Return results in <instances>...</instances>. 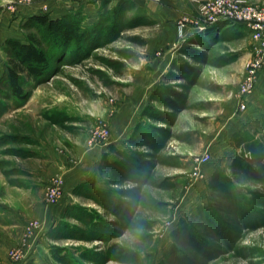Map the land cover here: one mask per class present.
Segmentation results:
<instances>
[{
    "label": "rangeland",
    "instance_id": "374dc122",
    "mask_svg": "<svg viewBox=\"0 0 264 264\" xmlns=\"http://www.w3.org/2000/svg\"><path fill=\"white\" fill-rule=\"evenodd\" d=\"M57 4L69 6L66 14L80 13L82 27L92 32L78 47L50 50L45 74L24 87L25 102L9 91L8 55L0 45V213L25 219L18 234L0 228L7 237L0 240V264H26L34 252L29 264H264V98L258 105L252 97L256 81L241 110L238 94L251 56L242 73L220 61L242 43L215 44L209 37L204 47L187 42L180 19L196 12L177 20L175 37L136 0H0V12L27 9L48 16ZM25 32L23 24L22 37ZM254 43L250 37L251 55ZM159 44L176 47L177 58L138 112L140 81L150 74L145 56H153ZM259 89L264 91V80ZM125 107L140 118L137 132L112 156L121 160L120 170L101 163L100 178L74 192L43 236L46 225L24 205L28 193L10 179L18 167L38 169L34 152L44 147L73 164L75 144L101 151L114 138L112 122ZM238 122L244 130L233 133ZM205 152L211 157L201 167L204 178L192 183L193 160ZM55 179L62 182L52 201ZM64 185L62 174L52 175L44 202L56 206ZM22 247L29 255L17 261Z\"/></svg>",
    "mask_w": 264,
    "mask_h": 264
},
{
    "label": "crops",
    "instance_id": "0c3cea01",
    "mask_svg": "<svg viewBox=\"0 0 264 264\" xmlns=\"http://www.w3.org/2000/svg\"><path fill=\"white\" fill-rule=\"evenodd\" d=\"M143 1L136 0L153 22L167 25V29H169L171 34L176 37L177 20H179L183 14H194L201 0ZM245 1L264 6V0ZM96 4L93 5V7H96ZM77 5L78 4L75 3V7L72 5L70 8H77ZM67 7L69 6L66 4L54 5L50 9L51 13H49L48 16L51 19L59 18L69 12L70 9ZM87 7H91V4L87 5ZM4 13H2V11L0 12V45H4L5 41L9 38L20 39L22 37L21 26L25 24L29 18L42 15L38 10L31 11L27 9H20L16 14ZM158 37H160V35ZM207 37L214 41L215 44L225 39L242 43V46L237 50H230L227 54L223 55L224 57L222 59H220V61L227 63V67H231V71L242 73L245 62L251 56V34L249 29L242 24L220 22L209 26L203 32L186 29L184 40H187V42L197 40L199 44L204 47L208 43L206 42ZM158 46L159 47H155L152 50L153 56H145V65L143 68L146 70L145 72L150 74L147 75L146 78L142 77L140 81L139 86L141 91L138 92L139 94L136 105L138 106L139 104L141 108L136 109L138 112L143 110V105L147 103L150 96L162 85L163 77L173 69V62L175 58H177L178 50L176 47L164 50L162 44H159ZM157 53L160 54L157 55ZM154 55L156 58H154ZM232 74L235 73L232 72L231 75ZM263 80L264 72H261L257 79L256 91L257 87L259 88V84H261ZM256 91L252 97L256 96L255 98L259 105L263 103L262 99L264 98V91L262 89H259V91H257L258 93ZM140 92H142L141 97ZM259 100L261 101L259 102ZM251 102V98H248V108ZM135 113L134 110L125 107L121 114L116 115V119L114 121L112 120L114 138H112L111 143L107 147L101 149V151H96L94 148L85 149L84 145L75 144V148L73 147L75 164H73V162L64 154L59 153L52 148L44 147L43 149L34 152L33 157L38 164V169L17 168L18 171L14 173L16 175L13 177L14 179H10V183H13H11L13 187L28 193V195L23 198L25 201L24 205L32 213L31 216L33 218L39 219L46 225L43 236L45 235L47 237V235L52 232L63 209L73 202L72 197L74 192L84 184L96 183L100 178V164L108 165L109 162L113 161V154L123 148V145H126V142H129L134 131L137 132L140 113ZM234 115L235 113H232L231 118ZM240 130H244L242 122H238L235 125L233 133ZM58 173L62 174L64 178V195L56 206H50L44 202V187L47 180L52 175ZM20 175L31 177V181L25 180L23 177H20ZM34 190L39 191V196L31 198L30 193ZM24 224L25 219L20 214L14 212L4 213L3 211L0 213V228L3 230L8 229L9 232L18 234L21 232ZM6 238L5 235L0 234V240ZM10 243L13 242L9 241V244ZM35 253L36 252L33 253L34 255L31 254L30 261L28 260L29 262L26 264L33 263L32 261L35 260L37 254Z\"/></svg>",
    "mask_w": 264,
    "mask_h": 264
},
{
    "label": "trees",
    "instance_id": "16d2710c",
    "mask_svg": "<svg viewBox=\"0 0 264 264\" xmlns=\"http://www.w3.org/2000/svg\"><path fill=\"white\" fill-rule=\"evenodd\" d=\"M79 15L69 13L56 19L47 15L33 16L25 22L27 32L21 39L9 38L5 41L8 56L4 77L15 99L20 102L27 100L29 92L24 87L30 80H37L45 74L50 64V50L72 45L78 47L89 39L92 28L82 27ZM121 159L127 157L122 155ZM121 164V160H113L107 166L118 171Z\"/></svg>",
    "mask_w": 264,
    "mask_h": 264
},
{
    "label": "built area",
    "instance_id": "2783aa9c",
    "mask_svg": "<svg viewBox=\"0 0 264 264\" xmlns=\"http://www.w3.org/2000/svg\"><path fill=\"white\" fill-rule=\"evenodd\" d=\"M20 1L27 2L29 0ZM220 22L245 25L251 33L252 40L255 42L253 54L248 64L245 84L238 94L241 99L240 109L243 110L245 108L243 100L252 94L258 75L264 69V7L249 4L245 0H202L198 5L196 14L182 16L179 28L182 32L188 27L203 32L209 26ZM210 157V153L205 152L193 160L192 183L204 178L201 167L209 162ZM54 181L55 186L53 191H51L52 201L56 199L54 196L57 193V189L60 188L62 180L59 179L57 181L55 179ZM19 251H21L20 254L22 256L17 261L25 260L29 253L23 247Z\"/></svg>",
    "mask_w": 264,
    "mask_h": 264
}]
</instances>
